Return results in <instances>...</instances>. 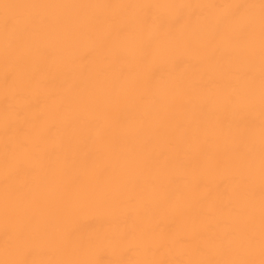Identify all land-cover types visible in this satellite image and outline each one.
<instances>
[{"label":"bare ground","instance_id":"obj_1","mask_svg":"<svg viewBox=\"0 0 264 264\" xmlns=\"http://www.w3.org/2000/svg\"><path fill=\"white\" fill-rule=\"evenodd\" d=\"M0 264H264V0H0Z\"/></svg>","mask_w":264,"mask_h":264}]
</instances>
